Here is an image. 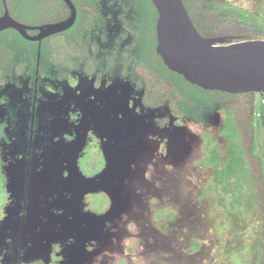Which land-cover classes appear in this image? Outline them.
<instances>
[{"label": "flooded vegetation", "instance_id": "af4514ba", "mask_svg": "<svg viewBox=\"0 0 264 264\" xmlns=\"http://www.w3.org/2000/svg\"><path fill=\"white\" fill-rule=\"evenodd\" d=\"M103 30L96 39L110 52L116 38L121 46L131 42L130 35L121 34L125 29L118 19H108ZM27 32L35 36L38 30ZM46 37L23 38L35 43L40 54ZM7 62L0 67V148L5 161L0 262L90 264L99 256L105 258L107 252H102L112 241L108 229H99L110 217L112 205L104 192H98L108 209L96 219L81 205L97 182H111L116 161L112 147L118 141L127 144L137 131L174 139L183 131L174 120H192L176 114L166 101L153 102L137 76L122 66L104 72L99 68L87 72L80 65L63 70L52 66L40 73L36 60L35 71L24 74L16 69L22 61ZM220 110L199 123L220 124ZM86 147L100 152L103 162L90 176L103 171V177L82 182L73 164H79Z\"/></svg>", "mask_w": 264, "mask_h": 264}, {"label": "rangeland", "instance_id": "374dc122", "mask_svg": "<svg viewBox=\"0 0 264 264\" xmlns=\"http://www.w3.org/2000/svg\"><path fill=\"white\" fill-rule=\"evenodd\" d=\"M228 1L252 9V0ZM259 95H254L255 110L264 115ZM219 113L220 124L175 119L183 131L174 139L137 131L127 144L118 141L112 147L116 161L111 182L89 191L81 205L84 212L100 214L108 208L98 192L108 191L115 206L99 229L110 232L112 242L102 252L107 256L90 264H250L247 244L258 221L244 207V166L234 131ZM89 148L78 164L84 177L103 165L100 152ZM2 154L0 148V218L5 199Z\"/></svg>", "mask_w": 264, "mask_h": 264}, {"label": "trees", "instance_id": "16d2710c", "mask_svg": "<svg viewBox=\"0 0 264 264\" xmlns=\"http://www.w3.org/2000/svg\"><path fill=\"white\" fill-rule=\"evenodd\" d=\"M72 2L76 7V19L68 29L43 39L38 59L39 72L44 73L52 66L63 70L80 65L87 72L95 68L104 72L114 66H122L137 76L148 98L155 103L166 101L176 114L184 118L205 123V115L221 109L234 131L240 162L244 166L241 181L250 194H247L244 207L258 221L255 235L247 244L249 263L264 264V115H257L254 94L206 90L170 70L155 50L158 14L151 0ZM182 2L203 37H224L225 42L264 39V0H252L251 10L233 6L228 0ZM6 5L14 19L26 24L54 23L66 19L70 14L63 0H6ZM3 10L4 5L0 0V15ZM108 19L121 21L125 29L121 34L131 37V42L126 46H121L116 38L111 52L102 48L96 39L100 31L105 30ZM101 35L102 40L106 39L104 34ZM62 40L63 44L59 46ZM59 50H65L68 54H58ZM4 60L11 65L17 60L22 61L16 65V69L24 74L33 73L37 46L25 40L15 29H4L0 31V67ZM260 127L263 128L262 133ZM96 167L98 165L92 168ZM237 236L243 239V234Z\"/></svg>", "mask_w": 264, "mask_h": 264}, {"label": "water", "instance_id": "95a60500", "mask_svg": "<svg viewBox=\"0 0 264 264\" xmlns=\"http://www.w3.org/2000/svg\"><path fill=\"white\" fill-rule=\"evenodd\" d=\"M63 1L70 9L66 19L41 26H29L14 19L9 14L6 0H2L4 10L0 15V31L13 28L19 35L31 40H40L62 32L76 19V7L72 0ZM151 1L158 14L155 50L170 70L206 90L264 94V39L225 42L224 37H203L194 26L182 0ZM29 29H37L38 33L31 36L27 32ZM39 56L38 48L37 64ZM73 165L82 182L103 177V173L100 175L103 171L84 177L77 163ZM45 178H49L48 175ZM43 184L41 181L40 186ZM96 184L101 185L103 181ZM87 214L92 218L94 216L90 212Z\"/></svg>", "mask_w": 264, "mask_h": 264}, {"label": "crops", "instance_id": "0c3cea01", "mask_svg": "<svg viewBox=\"0 0 264 264\" xmlns=\"http://www.w3.org/2000/svg\"><path fill=\"white\" fill-rule=\"evenodd\" d=\"M103 185H104V182H103ZM99 186H100V184H99V185H97L95 189H98V188H99ZM103 192H104V191H103ZM104 193H105V194L107 195V197H108V199H107V200H109V202H111V201H112V202H111V205H112V208H111V209H112V211H113V210H114V208H115V206L113 205V199H112V195H111V194H110L108 191H107V192L105 191ZM92 214L95 216V219H96L97 217L101 216V214H98V213H96V212H95V213H92Z\"/></svg>", "mask_w": 264, "mask_h": 264}, {"label": "built area", "instance_id": "2783aa9c", "mask_svg": "<svg viewBox=\"0 0 264 264\" xmlns=\"http://www.w3.org/2000/svg\"><path fill=\"white\" fill-rule=\"evenodd\" d=\"M259 102L264 106V94L259 95Z\"/></svg>", "mask_w": 264, "mask_h": 264}]
</instances>
